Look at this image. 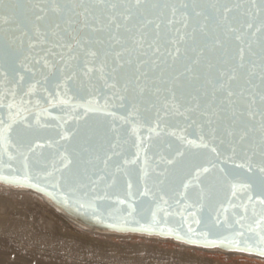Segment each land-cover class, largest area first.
Returning <instances> with one entry per match:
<instances>
[{
	"label": "snow or ice",
	"instance_id": "snow-or-ice-1",
	"mask_svg": "<svg viewBox=\"0 0 264 264\" xmlns=\"http://www.w3.org/2000/svg\"><path fill=\"white\" fill-rule=\"evenodd\" d=\"M0 182L264 257V0H0Z\"/></svg>",
	"mask_w": 264,
	"mask_h": 264
},
{
	"label": "bare ground",
	"instance_id": "bare-ground-1",
	"mask_svg": "<svg viewBox=\"0 0 264 264\" xmlns=\"http://www.w3.org/2000/svg\"><path fill=\"white\" fill-rule=\"evenodd\" d=\"M0 200L3 201V204L0 203V264H142L137 258L109 254L103 247L94 246L88 236L90 233L117 237L123 235L83 228L55 210L38 194L0 186ZM21 203L23 206L19 208L17 205ZM25 204L40 208L39 211L43 210L46 215L38 216V209L34 208L37 213L35 214L29 210L32 206L24 207ZM142 239L168 242L146 237ZM176 245L182 253L189 249L192 252H213ZM224 255L244 257L238 254ZM198 258L184 259L178 256L172 264H211L209 260L199 258V261ZM251 259L264 262L256 258Z\"/></svg>",
	"mask_w": 264,
	"mask_h": 264
},
{
	"label": "rangeland",
	"instance_id": "rangeland-1",
	"mask_svg": "<svg viewBox=\"0 0 264 264\" xmlns=\"http://www.w3.org/2000/svg\"><path fill=\"white\" fill-rule=\"evenodd\" d=\"M0 203L3 204V201L0 200ZM17 206L19 207L23 205L21 203V205L18 204ZM30 206L32 205H26L24 207L30 208ZM34 208L38 209L37 213L39 212L38 214H40L38 216L46 215V212H44L43 210L39 211L40 208L36 206H32V209L29 210H32V212L35 213L36 210ZM88 236H90L89 238L92 240L94 246L103 247L108 251L109 254L124 256L126 255L129 258H137L138 261L142 262V264H172L175 260V257L178 256H181L184 259H186V257L187 259L191 257H199L201 260H209L208 262H210L211 264H264V262L257 261L255 259L226 256L214 251L210 253L202 252L199 250H196V252H192L189 248H187L189 250L183 251L184 253H182V250H180V248H178V246L172 242L147 240L142 239V237L138 236L117 237L96 233H90V235ZM199 258L198 260L201 261ZM134 263L135 262H133V264Z\"/></svg>",
	"mask_w": 264,
	"mask_h": 264
},
{
	"label": "water",
	"instance_id": "water-1",
	"mask_svg": "<svg viewBox=\"0 0 264 264\" xmlns=\"http://www.w3.org/2000/svg\"><path fill=\"white\" fill-rule=\"evenodd\" d=\"M54 114H58V113H54ZM69 123H71V122H69ZM142 132H144L146 134V130H142ZM0 186H5V187H8L10 189H15V190L16 189L26 190V191H30V192H33L35 194H38L39 196L44 198V200H46L55 210L59 211L63 216H65L69 220L73 221L77 225H79L83 228H86L88 230H92V231H96V232H100V233L114 234V235H123V236L132 235V236H138V237L159 239L162 241H169V242H172L175 244H180L183 246L201 249V250H205V251H214V252H219L222 254H238V255H242L244 257H248V258H256V259L264 260V257H260V256H256V255H252V254H248V253H244V252L229 251V250H226L225 248H222V247H202L199 245L187 244V243H184L182 241L177 240L175 238V236L160 235L158 233L149 234V233L141 232V231H131V230L119 231V230H115V229H110V228L105 227L103 225L96 224V223L92 222L86 216L79 215L76 211H74L72 209L65 208L61 203L57 202V200H54L52 197H50V196L46 195L45 193H42L38 190H34V189H31V188L26 187V186H24V187L15 186V185L7 184L4 182H0ZM134 191H135V188H134ZM121 207L126 208V206H121ZM172 210L174 212L179 211V209L176 206H173ZM105 211H107V209H105ZM233 211H236L237 213H239L241 210L240 209L233 210L231 208L229 209V211H228V213H226V215L228 216V220L230 223L235 219V217L233 216ZM149 218H150V213H147L145 220L142 222H147V219H149ZM161 219H163V217H161ZM189 223L192 224L193 228L197 227L191 217H189ZM183 224H184V221L181 219V217L179 215H173V216H170L168 218L165 227L166 228L167 227L177 228V227L182 226ZM131 227H137V226L135 224H133V225H131ZM221 231L223 234H226V230H221Z\"/></svg>",
	"mask_w": 264,
	"mask_h": 264
}]
</instances>
